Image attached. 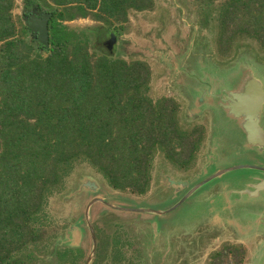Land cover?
<instances>
[{
  "label": "trees",
  "instance_id": "1",
  "mask_svg": "<svg viewBox=\"0 0 264 264\" xmlns=\"http://www.w3.org/2000/svg\"><path fill=\"white\" fill-rule=\"evenodd\" d=\"M221 1L219 47L239 36L264 47V0ZM23 2L51 15L45 47L13 13L15 0H0V264L41 259L34 249L54 231L48 200L75 166H91L111 189L142 194L156 153L185 167L202 134L179 130L171 98L148 96L146 62L91 51L88 33L66 23L89 18L116 35L129 12L150 9L151 0ZM54 242L56 264L84 263L80 249ZM243 254L241 246L225 245L209 264H243ZM123 259L113 245L112 264H129Z\"/></svg>",
  "mask_w": 264,
  "mask_h": 264
},
{
  "label": "rangeland",
  "instance_id": "2",
  "mask_svg": "<svg viewBox=\"0 0 264 264\" xmlns=\"http://www.w3.org/2000/svg\"><path fill=\"white\" fill-rule=\"evenodd\" d=\"M151 2L150 9L129 12L111 54L146 62L148 96L153 101L169 97L176 103L181 132L201 129L193 159L181 167L157 152L149 187L142 194L111 189L91 166H75L63 190L48 200V230L54 231L34 249L41 259L28 264H56L50 241L57 249H80L85 262L92 238L84 212L97 197L120 208L144 210L93 202L88 213L96 244L93 257L99 260L92 263V257L89 264H112L113 245L122 253V262L129 264H209L211 255L225 245L243 248V264H264V190L257 195L246 191L264 179V146L247 144L216 98L231 90L245 69L260 81L264 94V47L247 36L219 47L221 0ZM29 8L15 0L13 13L24 22ZM66 23L88 33L91 51H107L102 23L89 18ZM260 126L264 130V104Z\"/></svg>",
  "mask_w": 264,
  "mask_h": 264
},
{
  "label": "water",
  "instance_id": "3",
  "mask_svg": "<svg viewBox=\"0 0 264 264\" xmlns=\"http://www.w3.org/2000/svg\"><path fill=\"white\" fill-rule=\"evenodd\" d=\"M36 14L39 15V13ZM36 14L35 13L31 14L29 19H27V17H24V23L27 25L29 31L36 36V40H38V42H40L42 45L47 47L48 19L51 13L43 12L41 16H37ZM115 40H116V36L112 32L109 39L110 45L108 46V53L110 54L113 52V46ZM224 93L225 94L221 96L220 99L221 101L219 102V104L226 111L227 116H229V114L231 113V120H233L232 122H234V124L243 133L247 144L259 148L264 146V130L260 126V115L264 104V94L260 81L254 77L250 69H245L244 71L241 72L238 82L231 88V90H226L224 91ZM236 167H241V166H235L232 168H236ZM230 169L231 167L218 171L214 175L210 176L209 178H207L206 180L195 186L192 190L197 188L202 183L210 180L211 178ZM263 186H264V179H262V181L259 183L251 184L252 189L246 191L249 192L250 194L257 195L259 189L262 188ZM186 196H184L183 199H185ZM95 201H100L105 205L116 209H127L129 211L144 210V209L120 208L104 201L100 197L91 200L85 207L84 216L89 229L90 236L92 238V246H91V251L88 257L86 258L84 264H89L91 258L94 255L95 247H96L94 240V232L88 213L90 205Z\"/></svg>",
  "mask_w": 264,
  "mask_h": 264
},
{
  "label": "flooded vegetation",
  "instance_id": "4",
  "mask_svg": "<svg viewBox=\"0 0 264 264\" xmlns=\"http://www.w3.org/2000/svg\"><path fill=\"white\" fill-rule=\"evenodd\" d=\"M26 8H29V7H26ZM38 8H35V6L33 7H30L29 9H27V10H25V14H24V16H27V19H29V17L31 16V14H33V13H39V15H37V16H41V14L43 13L42 11L43 10H41V12H38V10H37ZM111 33L112 32H109V33H106V37H105V39L103 40V43L105 44V46H106V48H107V51H108V46L110 45V41H109V39H110V36H111ZM114 33V32H113ZM115 34V33H114ZM30 36H33V37H35V35H30ZM116 36V35H115ZM219 97H221V95L219 96ZM219 97H216L217 99H221V98H219ZM218 103L220 102V101H217ZM220 107H221V105H220ZM223 115H224V117H227V118H229L228 120H229V122H231V113L229 114V116H227V113L224 111L223 112ZM232 123V122H231Z\"/></svg>",
  "mask_w": 264,
  "mask_h": 264
},
{
  "label": "crops",
  "instance_id": "5",
  "mask_svg": "<svg viewBox=\"0 0 264 264\" xmlns=\"http://www.w3.org/2000/svg\"><path fill=\"white\" fill-rule=\"evenodd\" d=\"M262 189L264 190V186L261 188V190H262ZM258 193H259V192H258Z\"/></svg>",
  "mask_w": 264,
  "mask_h": 264
}]
</instances>
